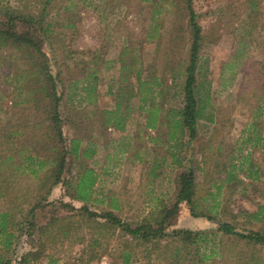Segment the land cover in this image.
Here are the masks:
<instances>
[{
    "label": "rangeland",
    "instance_id": "rangeland-1",
    "mask_svg": "<svg viewBox=\"0 0 264 264\" xmlns=\"http://www.w3.org/2000/svg\"><path fill=\"white\" fill-rule=\"evenodd\" d=\"M191 7L202 35V117L196 137L184 142L175 120L193 40L187 0H0V21L11 11L35 23L44 53L0 42V211L18 223L0 257L12 264L26 255L23 264H264V246L216 230L226 221L264 232V0H191ZM26 27L18 22L19 31ZM46 70L63 102L67 145L79 150L66 157L64 175L73 187L86 179L91 208L156 226L162 202H174L178 173L193 167L203 215L184 204L166 222L170 235L143 241L76 215L68 223L63 215L75 210L64 201H83L72 199L73 187L63 195L59 184L38 202L30 225L48 168L28 156L54 161L65 148L47 119L54 106ZM52 215L65 219L38 231ZM175 229L203 230L208 240L183 242Z\"/></svg>",
    "mask_w": 264,
    "mask_h": 264
},
{
    "label": "trees",
    "instance_id": "trees-1",
    "mask_svg": "<svg viewBox=\"0 0 264 264\" xmlns=\"http://www.w3.org/2000/svg\"><path fill=\"white\" fill-rule=\"evenodd\" d=\"M188 1V8H189V20L190 25L192 27V35L193 40L190 47V55H189V62L185 69V82L183 86V105L176 109V120L175 125L178 128L181 138L186 134L187 139L184 141H191L197 135V125L198 119L202 117V106L200 104L198 96L196 95V70L198 67V59H199V51H200V42L202 39L201 35V27L199 26L196 20V13L191 7V0ZM7 18L5 21H0V42L3 43H10L18 47H24L30 53H32L33 57H39V54H44L41 51V39H39L35 35V23L29 21H24V18L21 16L13 15L11 11L6 12ZM18 22H25L27 23L26 29L19 31L18 30ZM33 26V27H32ZM38 53V54H37ZM36 54V55H35ZM45 69H47V63H45ZM46 79L50 81L51 87V96H52V105L54 106V111L50 114L47 118L51 121V126L54 130V135L58 136L59 141L65 145L64 150L62 151L63 154L61 159L56 160V156L54 161L49 159V156L42 157L40 156V160L37 156L29 155L28 159L34 161L37 159L38 166L40 167H47L48 170L43 174L44 179L42 178V182L40 184V188L43 187L47 188V193L40 196L33 205L31 206L29 212L32 215V218L27 220L29 221L30 225H34L35 222H38L37 217H33L38 208L40 207L39 201L41 199H45L46 195H52L54 192V188L58 187L59 184L63 188V195H66L68 189L73 187V183L64 175V169L67 164L66 157L71 155L72 157L79 156L78 146L71 145L68 147V132L65 123L67 119L65 117V110L63 106L62 99L56 93L55 84L51 73L46 70L44 72ZM51 112V111H50ZM65 126V127H64ZM55 135V136H56ZM77 138H70L69 144L74 142ZM79 143V140H77ZM184 142L181 143V146L184 145ZM80 144V143H79ZM57 167V171H53V168ZM46 174V175H45ZM40 179V178H38ZM86 179H80L76 186L73 187L77 190L76 193H71L72 199L75 200H87L88 195L90 193H86L84 184ZM93 182L90 181L89 186L91 188ZM88 186V187H89ZM39 186L37 187L36 191H32L33 193L39 192L41 189ZM175 199L172 204H168L167 202H162L161 209L158 211L159 217L158 219H154L153 221L156 222L155 224L151 223V221H140L138 223H130L128 221L121 220L113 211L111 210H103L97 211L90 207L88 201H84L83 204L79 207H75V205L70 201H64V206L70 207L71 210H75L77 212L68 213L67 215H63L66 217V221L70 224H73L75 218L73 217L78 216L88 220L89 222L95 223L101 229L103 226L105 227H116L121 228L124 232L130 234L133 238H140L143 241H149L156 238H161L171 233L166 231V222L169 219H174L175 216L180 211V207L185 204L190 210V213L194 216H201L203 213L196 210V205L198 204V199L196 198V188H195V170L193 167H186L182 171H180L176 177V188H175ZM65 193V194H64ZM1 194H6L5 191H1ZM3 195V197L7 196ZM19 205H15V208H18ZM255 214V213H254ZM62 215H52L45 223L39 224L38 231L41 230L43 233V229L49 231L51 225L54 227L60 220H64ZM10 217L9 211H0V246L5 249H10L13 246L14 240L16 239V233L12 230L18 223L15 219ZM102 218L98 219V218ZM63 218V219H62ZM207 218L213 219V217L208 216ZM217 232H222L227 235L234 236L236 238H240L245 240L246 243L264 246V232L260 230L254 229H244L239 230L237 229L232 223L226 221H218L217 223ZM62 233L67 234L69 232L68 228H64L61 230ZM173 234L180 236L183 242L187 243H195L200 241L208 240L207 236L208 233L203 230H190V229H175ZM42 243V241H39ZM29 255L32 256V259L36 260V254L30 253ZM28 260V256L20 259L18 262L19 264H23V261ZM12 264L11 260L5 259L3 256L0 257V264ZM50 264V263H49ZM258 264V263H256Z\"/></svg>",
    "mask_w": 264,
    "mask_h": 264
},
{
    "label": "crops",
    "instance_id": "crops-1",
    "mask_svg": "<svg viewBox=\"0 0 264 264\" xmlns=\"http://www.w3.org/2000/svg\"><path fill=\"white\" fill-rule=\"evenodd\" d=\"M106 122H108V119L106 120ZM93 183H94V182H93ZM57 188H58V187L54 188V191H53V192H56V189H57ZM87 197H88V199H87V200H84V201H88V200H89V198H90L89 195H88ZM82 201H83V200H82ZM84 201H83V202H84ZM88 203H89V201H88Z\"/></svg>",
    "mask_w": 264,
    "mask_h": 264
}]
</instances>
